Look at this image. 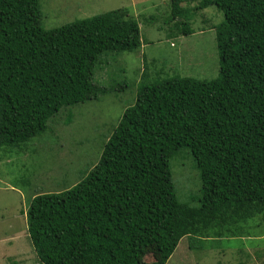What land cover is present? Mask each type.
<instances>
[{
    "label": "trees",
    "instance_id": "trees-1",
    "mask_svg": "<svg viewBox=\"0 0 264 264\" xmlns=\"http://www.w3.org/2000/svg\"><path fill=\"white\" fill-rule=\"evenodd\" d=\"M170 2L166 22L185 38L196 32L194 10L223 14L211 26L218 77L142 86L85 178L32 199L28 235L40 264H147L151 254L167 264L182 240L203 250L213 237L241 238L264 215V0ZM42 16L41 0H0L1 151L47 134L61 110L98 101L106 58L143 47L133 9L50 30ZM182 150L200 172V206L180 202L172 183L170 160Z\"/></svg>",
    "mask_w": 264,
    "mask_h": 264
},
{
    "label": "rangeland",
    "instance_id": "rangeland-1",
    "mask_svg": "<svg viewBox=\"0 0 264 264\" xmlns=\"http://www.w3.org/2000/svg\"><path fill=\"white\" fill-rule=\"evenodd\" d=\"M201 1L183 0L181 5L193 9ZM41 5L42 24L49 30L119 8L133 9L143 47L106 58L110 64L104 63L95 74L94 83L105 90L98 101L61 110L49 121L47 134L21 150H0V264H40L28 235L32 199L39 193L63 191L85 178L142 86L174 75L210 81L219 74L211 26L222 24L224 17L216 7L194 10L190 24L196 32L185 38L166 22L172 11L170 0H41ZM203 25L205 31H198ZM170 170L178 200L200 206L203 184L190 151L176 154ZM245 227L241 238L213 237L203 250H190L184 239L167 264H264V215ZM154 260V254L145 258L147 264Z\"/></svg>",
    "mask_w": 264,
    "mask_h": 264
}]
</instances>
